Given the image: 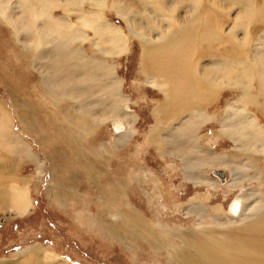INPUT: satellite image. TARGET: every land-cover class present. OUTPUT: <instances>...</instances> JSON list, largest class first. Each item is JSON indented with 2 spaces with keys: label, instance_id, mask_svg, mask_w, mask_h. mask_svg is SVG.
<instances>
[{
  "label": "bare ground",
  "instance_id": "1",
  "mask_svg": "<svg viewBox=\"0 0 264 264\" xmlns=\"http://www.w3.org/2000/svg\"><path fill=\"white\" fill-rule=\"evenodd\" d=\"M140 3L144 6L142 10L135 7ZM179 4L185 5L180 12ZM234 7L237 9L233 10ZM107 12L114 13L127 32L110 21ZM0 17L12 30L14 40L30 54L28 65L37 71L44 98L57 108L65 104L64 115L82 130L80 135H74L73 128L59 126V144L52 145L51 156L50 149L41 156L14 128L13 115L0 101V152L34 162L38 173L46 160L51 163L52 172L64 171L66 176L81 168L98 190L104 184L107 160L104 156H86L78 145L87 139L85 133L105 121L115 130L109 145L114 151L128 144L137 131L138 117L124 107L131 99L122 92V78L110 60L128 51L130 35L141 45L138 69L145 77L142 84L163 96L153 108L156 125L149 129L148 142L172 152L168 141L165 147L167 136L162 130L169 120L180 121L182 125L175 131V137L181 148L175 153L181 158L187 179L215 187L220 185L216 179L196 171L213 167L216 170L212 174L220 180L223 169H227L230 177L223 186L231 190L241 174H245L242 171L254 169L255 174L246 179H259L264 185V167H258L264 160V124L252 112L254 108L264 115V0L258 3L255 0H0ZM250 23L258 26L251 29L254 36ZM85 44L92 49L91 54ZM98 87L101 90L96 91ZM224 89L235 90V97L219 112L208 113L205 106L217 100ZM96 96L99 103L86 106V100L89 98L93 104ZM10 98L23 128L32 130L30 122L38 116L28 114L31 103L24 100L19 103L17 94ZM98 106L101 113L95 115ZM213 120L218 124L214 138L227 137L233 144L230 149L218 152L201 145L198 130ZM121 121L127 127L125 130L116 127V124L121 127ZM32 135L39 145L49 144L48 136L43 139ZM55 138L52 134L51 142ZM61 141L69 146L68 153L58 148ZM2 166L0 210L3 211L1 205L5 202V208L15 215L28 212L33 208L29 180L6 173ZM66 176L64 182L73 185L71 177ZM151 176L144 172L137 179L151 178L150 194L158 215L166 209L179 210L181 206L172 208L164 200L172 193L161 189L163 183L158 176L155 179ZM126 185L114 184L106 189L107 193H98L101 218L96 222L107 237L129 233L148 248L164 251L168 264H264V192L260 189L240 187L225 208L219 203L209 207L200 202L191 204L182 213L193 215L187 226L167 221L162 225L157 220L161 236L128 202L123 192ZM228 192L225 190L224 194ZM49 249L32 244L17 252L16 255H26L20 261L15 260L20 264H71ZM17 261L6 260L8 264Z\"/></svg>",
  "mask_w": 264,
  "mask_h": 264
},
{
  "label": "rangeland",
  "instance_id": "2",
  "mask_svg": "<svg viewBox=\"0 0 264 264\" xmlns=\"http://www.w3.org/2000/svg\"><path fill=\"white\" fill-rule=\"evenodd\" d=\"M255 1L258 3L261 0ZM185 5L179 4L178 12L182 11V9L184 10ZM135 7L139 10L144 8L141 3L140 5H135ZM236 9V7L233 8V10ZM57 13L61 14V12ZM107 18L113 23L121 25L127 32L123 22L114 13L107 12ZM2 20L0 17V101L4 102L7 110L13 115L12 123L14 128L21 133L26 141L30 142L31 149L41 156H44V151L48 152L50 149L51 156L52 145L55 143L59 144L58 142L61 140L57 138V136H61L59 132L57 133L59 126L64 125V127L73 128L74 135L79 134L82 130L80 126L78 127L76 123L69 121L64 115L66 108L63 105L65 104H62L61 108H57L47 98H44L40 90L42 86L40 88L38 84L39 76L37 71L28 65L30 54L28 55L20 44L14 40L15 38L11 35L12 30ZM250 24V33L254 36L255 33L251 29L258 26L253 23ZM239 37H242V35H239ZM128 42V51L119 57L113 56L114 58L112 57L110 60L113 65H116L115 71L122 78V92L131 99L129 103L124 104V107L134 112L138 117L135 126L137 131L128 144L114 151L113 148L110 149L109 145L112 143L115 130L113 125L105 121L100 125H94L92 132H90L91 134L85 133L87 139L78 145L86 156L95 155L99 158L104 156L105 160H107L104 168V184L97 187L98 190H95L96 187L89 181L88 176L82 172L81 168L75 169L77 173L70 172L72 176H66L64 171L56 170L52 172L51 163L46 160L43 170L38 173L39 170L34 162L28 159L20 160L17 156L8 155L4 151L0 152V164L4 165L6 173L10 172L16 178L22 179L26 177L29 180L28 189L33 207L24 214L15 215L13 211L5 208V202L1 205L4 207L3 211L0 210L1 263L8 264L6 260L14 262L18 258H20V261L21 257L26 254L16 255L18 254L17 252L22 251L29 245L38 243L48 249L50 248L49 250L71 264H168L164 251L158 252L148 248L138 237L124 233L121 237L111 238L104 234L101 224L96 222L97 218H101L98 193H107L106 189L114 187V184H121L122 182L127 184L123 188V192L128 202L161 236L162 233L157 227V220L162 225L168 222L187 226L192 223L193 215L184 216L182 213L187 212L191 204L200 202L205 203L209 207L219 203L225 208L233 194L240 190V187L247 190L255 187L264 192V185L260 184L261 181L259 179L250 181L246 179L247 176L255 174L256 170L254 169L242 171L245 174H241V177L239 176L240 178H238L241 182L239 183L238 180L236 182L238 184H236L234 189L230 188L231 190L223 186V182H221H225L226 179L229 180L230 174L227 169H223L224 176H220L222 178L220 179L221 181L212 174V171H214L213 167H203L200 171H196L208 175L211 179H216L220 185L215 187L207 182L196 184L194 181L187 179L184 175L181 158L175 153L181 148L176 143L177 138L175 137V131L182 125L180 121H175L174 123L169 120L166 122L164 130H162V133L167 136L165 147L168 141L169 148H173L172 152H170L171 150L165 152L163 147L158 146L159 144L148 142L146 137L149 129L156 125L154 115H152L153 108L163 96L153 88L142 84L145 77L139 73L140 68L138 67L141 45L136 38L130 35H128ZM85 47L88 53L91 54L92 49L89 48L88 44H85ZM244 51L247 54L249 52L248 47ZM62 74L65 75L66 73L62 72ZM99 90H101L100 87L96 89V91ZM14 94H17V99L19 98L20 100L18 101L19 103H23V100L31 103L28 114L38 116L30 122V128L33 126L32 130L24 129L22 123L19 122V115L10 98ZM235 95V90L224 89L217 100L212 102L211 105H206L205 108L208 113L219 112L224 104L229 99L234 98ZM88 100H86V106L88 107L99 103L98 96H96L93 104L89 98ZM132 101H135V103H132ZM67 102L71 103V101ZM252 109L258 121L264 124V115L258 110ZM33 111L38 114H34ZM100 113V106H98L95 110V115ZM182 117L185 118L186 115H182ZM116 127L117 129L125 130L126 126L121 124L119 128L116 124ZM217 127L218 124L213 120L208 125H202L199 128L198 135H201L199 138L201 145L210 147L211 150L218 152L230 149L233 144L227 137L214 138L213 133ZM32 133L43 139L48 136L49 144H51L39 145L35 142L36 140ZM52 134L56 138L51 142ZM62 143L58 145V148L68 153L69 146ZM71 155L75 157V155ZM57 164L60 163L57 161ZM65 164L67 165V163ZM258 167H264V160L259 162ZM57 168L59 167L57 166ZM144 172H148L154 179L158 176L163 183L161 189L172 193L164 200H168L172 208L181 206V210L175 211V209H172L170 211L166 209L161 216L158 215L155 202L151 199L150 194L152 187L151 178L147 180L137 179V176H142ZM65 176L71 177L74 184L65 183ZM61 185L63 188H61ZM58 190L60 194L55 193ZM225 190L230 192L224 194ZM166 195L167 193H165ZM126 198L124 199L125 201ZM167 239L171 240L170 237H167ZM174 241L180 244L179 241ZM14 264L20 263L17 261Z\"/></svg>",
  "mask_w": 264,
  "mask_h": 264
},
{
  "label": "flooded vegetation",
  "instance_id": "3",
  "mask_svg": "<svg viewBox=\"0 0 264 264\" xmlns=\"http://www.w3.org/2000/svg\"><path fill=\"white\" fill-rule=\"evenodd\" d=\"M124 82V81H123ZM129 110V109H128ZM129 111H131V110H129ZM123 123V122H122ZM124 124V123H123ZM125 125V124H124ZM214 170H216V169H214ZM221 170V169H220ZM223 183H224V181H223ZM34 204V203H33Z\"/></svg>",
  "mask_w": 264,
  "mask_h": 264
},
{
  "label": "water",
  "instance_id": "4",
  "mask_svg": "<svg viewBox=\"0 0 264 264\" xmlns=\"http://www.w3.org/2000/svg\"><path fill=\"white\" fill-rule=\"evenodd\" d=\"M220 174H221V175H223V172H222V171H220Z\"/></svg>",
  "mask_w": 264,
  "mask_h": 264
},
{
  "label": "crops",
  "instance_id": "5",
  "mask_svg": "<svg viewBox=\"0 0 264 264\" xmlns=\"http://www.w3.org/2000/svg\"><path fill=\"white\" fill-rule=\"evenodd\" d=\"M91 134V133H90Z\"/></svg>",
  "mask_w": 264,
  "mask_h": 264
}]
</instances>
